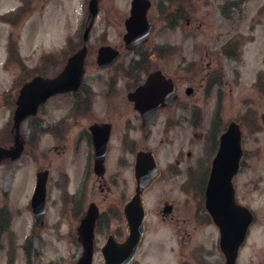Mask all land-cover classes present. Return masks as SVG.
Returning a JSON list of instances; mask_svg holds the SVG:
<instances>
[{"label":"rangeland","instance_id":"rangeland-1","mask_svg":"<svg viewBox=\"0 0 264 264\" xmlns=\"http://www.w3.org/2000/svg\"><path fill=\"white\" fill-rule=\"evenodd\" d=\"M87 1L30 0L26 15L25 12H21L5 15L4 20L0 19V128L6 123L10 113L4 100L19 66V61L14 65L7 64L10 53L9 36L12 35L14 41L12 55L10 54L14 61L21 60L27 62L30 68L43 69L42 67L46 68L44 57L49 56L48 71H57L61 66L57 68V60L62 56L57 54V51L64 47L66 50L63 56L66 57L67 37H70L74 44L78 41L75 33L80 30L81 21L87 15ZM23 2L26 3V0ZM129 2L130 0L101 1L99 13L92 26V34H96L90 41L92 47L103 41L120 42L121 37L118 38V34L123 28L121 14L123 17L128 15ZM19 4V0H0V14L15 11ZM238 8L239 19L235 16ZM148 17L153 25V31L144 49L142 48V52L137 55L158 56L162 57L163 61L160 60L157 64L153 62L151 65L144 62L142 67L148 70L164 62L167 72H175L179 77L192 79L190 84L195 88L194 98L186 100L188 99L184 93L186 85L182 79L178 82V94L188 104L207 105L206 110L202 112L206 118L201 124L192 125L186 130H176L173 135H168L167 143H162L158 147V151L164 156L179 148H184V152L190 151L194 179L192 187H199L186 193L183 191L185 187H176V184L172 185L173 187L156 184L155 187H149L143 195L149 219L155 220L157 216L155 211L163 199L174 202L175 216H185L192 220L191 228L195 225L192 219L194 216H207L205 209L199 204L203 202L200 191L203 190L205 183L201 170L203 171L204 165L210 161L214 153L210 148L214 141L211 138L214 135V128L209 132L210 126L218 119L219 129H222L229 119L242 120L245 116L253 115L252 120L245 121L243 127L244 153L233 183L238 202L249 207L254 215V221L244 244L239 249L236 264H264V0H152ZM234 37H240L242 41L238 43ZM235 44L238 46L235 47ZM224 52H231L232 55H225ZM123 54L128 55V51H123ZM216 58H219L218 62L221 61L223 74L222 101L221 107L217 108L218 115L216 110H213L215 109L213 105L217 104L213 95L207 93L204 96L203 89L198 85L207 63L211 60L213 64H217ZM92 61L88 60L86 68L87 88H90V85L96 87L92 84L91 77L95 78L97 71H100ZM168 61L172 64H168L170 63ZM92 101L104 103L105 100L95 95ZM37 129L39 134L28 142L26 152L18 160L0 163V219L8 213L10 215V218L0 220L2 224L0 243L4 244L0 246V264H72L74 261L72 245L66 240L59 243L52 238V233L68 231L75 218L72 213L70 215L65 213L63 223L56 225L61 208L65 209L68 206H63L57 201L55 188L52 191L50 188L49 214L44 226L35 227L31 214L26 213L24 208L32 194L36 172L45 166L48 157L54 156L60 150L58 143L49 134L40 128ZM253 129L255 132L252 133ZM31 130L34 129L29 124H24L21 128L24 135H29ZM219 132L220 130L218 134ZM158 137L152 138L150 146L159 145ZM47 147L53 149L48 148L46 152ZM44 156L46 158H43ZM58 158V156L55 158L57 165ZM57 172L56 167L51 170L47 187H53ZM113 189L115 192L110 195L109 200L98 203L103 214L104 210L106 213L113 210L115 204L120 209L124 188ZM132 191L133 187H129L127 194L130 195ZM96 198H100L98 194ZM187 199L188 203L185 204ZM196 226L195 236L199 238L204 236L205 244L209 246L210 241H213L218 233L216 228L209 222ZM179 228L177 225V233L180 232ZM32 230L35 231L34 235H30ZM13 233L17 234L13 236ZM179 236L177 234L176 239ZM12 242L16 244L14 248L24 245L29 246L31 251L27 255L18 250L14 256V249L11 247L8 255L4 250ZM154 255L157 264H161L159 261L163 257L161 250L154 252ZM204 256L203 260L207 264H216L215 262L219 261L209 253ZM184 258L190 259L188 256ZM102 261V256L96 253L95 264H102ZM167 264H172V260Z\"/></svg>","mask_w":264,"mask_h":264},{"label":"flooded vegetation","instance_id":"flooded-vegetation-1","mask_svg":"<svg viewBox=\"0 0 264 264\" xmlns=\"http://www.w3.org/2000/svg\"><path fill=\"white\" fill-rule=\"evenodd\" d=\"M101 1L98 0V13ZM126 17L127 15L123 17L121 14L123 28L119 32L118 38L121 37L122 41L120 39V42L117 41L116 43L103 41L92 47L90 41L94 39L96 34H92V26L94 24L91 25L84 58V74L79 88L50 95L37 106L34 114L25 117L19 122L18 131L15 127L14 113L18 105L20 87L34 75L40 74L44 77H51L60 73L66 60L63 58L64 51L62 53L60 51L62 56L58 59L56 66L57 68L61 66L57 71H48L47 62L44 65L46 68L42 67L43 69L30 68L28 63L17 67L18 73L14 76L10 91L4 100L10 113L6 123L0 128V146L11 148L19 141L23 143L22 155L26 152L28 142L31 139H35L36 135L39 134L37 128L49 134L60 146V150L54 156L48 157L45 166L42 168L47 171L44 220L46 224L49 214V199L51 197L50 188L51 191L55 188L57 201L63 206H68L65 209L61 208L56 218V225L59 226L63 223V215L65 213L68 215L72 213L75 218L68 231L52 233V238L59 243H64L66 240L72 245L74 251L72 264H75L83 251L79 240L78 226L91 203L98 207L99 212L94 228L95 255L96 253L101 255V250L106 248L119 256L120 260H124L127 257L129 253V224L124 207L133 194L132 191L128 195L127 189L133 187L134 190L138 185V180H142L136 175L139 155L147 154L148 158H150L149 163L153 167V171L149 174L147 181H145L144 187L147 188L144 193L149 187H155V184L163 187L165 185L173 187L172 185L176 184V187H185L183 190L185 193L192 189L190 151L184 152V148H179L177 151L164 156L158 151V147L162 143H167L168 135H173L176 130H186L187 128L190 129L192 125L201 124L206 118V115H203L202 112L206 110L205 107L207 105L195 106L188 104L186 100L190 99L185 100L179 95L177 87L179 80L182 79L186 85L184 90L186 87H192L194 91L195 88L190 84L192 79L179 77L175 72H167L168 69H166L164 62H160V66L155 65L148 70L142 67L144 62L150 65L153 62L157 64L162 60V57L137 55L142 52L141 50L142 48L144 49L147 42L139 44L131 50L127 49L123 39L125 32L124 20ZM76 37L78 41L75 44L71 42L70 37L67 38L71 42V46L67 48L68 54H72L83 45L82 33L76 35ZM97 41H100V39H97ZM105 45L110 46L111 52L117 53V56L108 65L100 67L98 64L99 49ZM126 50L130 56L123 54V51ZM110 56H107V58ZM89 59L91 61L93 59L92 62L100 71H97L95 78L94 76L91 77V82L96 87L90 85L91 87L87 88L85 87V74ZM216 59L217 64H213L211 60L207 63L203 70L204 75L198 83L203 89L204 96L207 93L208 95H213L214 100L217 102L216 105H213L215 109L221 107L223 88L221 61L218 62L219 58ZM37 70L44 71L38 72ZM155 70L161 71L162 80L172 81L175 94L172 102L164 101L159 96L160 106L156 116L150 121L153 118L156 104L150 102L142 104L140 96H131V94L136 92V89L147 80L148 75ZM95 95L104 99V103L100 101L93 102L92 97ZM144 119H147L146 121L148 122H145ZM24 124H29L34 129L29 132V135H24L21 131ZM224 127H226L225 124ZM224 127L220 129V133L225 129ZM219 134L215 138L216 143L212 144V147L215 146L214 152L218 147ZM154 136H159L157 142L159 145L150 146ZM97 145H99L98 148ZM48 148L53 149V147H47L46 152H48ZM57 156L59 157L58 165L55 161ZM96 156L101 160H97ZM43 158H46V156ZM16 160L6 158L0 163L6 161L14 162ZM209 162H211V157ZM209 162L204 165L203 171L201 170L202 176H205V183ZM149 163L142 161L141 167L145 168L149 166ZM55 167L58 168L57 178L52 185L53 187H47L49 173ZM205 183L203 190L200 191L202 198H204ZM114 187L124 188L120 209L115 204L113 210L108 213L104 210L103 214L98 203L109 200L110 195L115 192ZM97 194L100 197L98 199L96 198ZM30 199L31 195L28 204L24 208L26 213L29 212L33 219ZM188 200L185 201V204L188 203ZM159 204L160 207L155 211L157 215L155 220H150L148 215L144 219L143 234L130 264H157L154 252L157 253L158 250H161V255H163L159 260L161 264H167L169 260H172V264H207L203 258H205L204 254L208 253L219 259V261L215 262L216 264H223V253L218 245L214 243L209 248L205 244L206 240L204 238L195 236L196 225L206 222V216H194L192 219L195 225L191 228V219H187L185 216H175L173 201L163 199ZM169 204L171 205L170 215H165L164 206ZM18 208L20 209L21 207ZM12 213L14 212L12 211ZM6 218H10L9 213L7 216L1 217L0 220ZM1 225L0 221V234ZM177 225L180 227L178 229L179 233L176 232ZM34 232L32 230L30 235H34ZM16 234L13 233V236ZM177 234L180 236L176 239ZM28 238L25 237V239ZM1 245L4 246L3 243H0ZM15 246L16 244L12 242L4 251L8 254L10 248L13 247L14 256L18 253V250L27 253V255L31 251L29 246L18 245L17 248H14ZM184 256H188L190 259H186ZM200 256L202 257L199 259Z\"/></svg>","mask_w":264,"mask_h":264},{"label":"water","instance_id":"water-1","mask_svg":"<svg viewBox=\"0 0 264 264\" xmlns=\"http://www.w3.org/2000/svg\"><path fill=\"white\" fill-rule=\"evenodd\" d=\"M88 6L90 17L93 18L97 12V0H90ZM149 6V0H132L131 2L130 16L125 21L127 33L124 36V40L130 48L146 40L149 35L151 25L146 18ZM89 27L88 25L84 32L83 47L67 59V63L60 74L53 78L35 76L21 87L18 106L14 115L15 127H18L19 122L27 115L35 113L37 106L49 95L60 91L76 89L79 86L83 71V59L86 52L85 40ZM109 49V47H102L99 50L98 63L100 66L109 64L117 55L113 52L108 53ZM109 55L111 56L107 58ZM159 81V72L150 74L145 85L138 88L136 93V95L142 94V104L147 102L156 104L153 117L156 114L159 103V101L154 100V96L164 93L165 101L169 100L168 97L172 93L170 80L169 86L171 90L166 81L164 82L165 84H160ZM190 91L191 89L188 88L187 92L191 96ZM133 95L135 96V94ZM98 147L99 145H97ZM22 149L23 144L19 141L10 150L0 147V160L8 156L11 159H16L19 157ZM241 155V131L237 123L231 122L227 130L219 138V147L212 160L205 190V207L221 233L220 246L225 257L224 264H235L238 249L244 241L247 229L253 220L251 211L247 207L237 204L234 199L232 177L237 173ZM96 159L101 160L98 156H96ZM137 161L136 175L138 178H142L143 181L138 180L135 194L125 207V213L131 226V235L132 237L135 235L132 247L129 245L131 252L127 256V260L125 258L124 261H117L116 257L118 256L110 254L107 250H103L106 264L129 263L130 258L133 256L135 244L142 232L144 212L141 208L140 194L145 188V181H147L149 174L153 171V167L149 163L150 158H148L147 154L139 155ZM142 161L149 163V166L145 168L141 167ZM45 174V172L37 173L36 187L31 201L37 225H42L43 223ZM168 209H170V206H165L166 213ZM96 217L97 209L91 204L78 228L84 250L76 264H91L93 228ZM133 226H136V228Z\"/></svg>","mask_w":264,"mask_h":264}]
</instances>
